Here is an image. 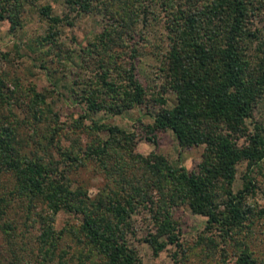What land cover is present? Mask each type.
Wrapping results in <instances>:
<instances>
[{
    "label": "trees",
    "instance_id": "1",
    "mask_svg": "<svg viewBox=\"0 0 264 264\" xmlns=\"http://www.w3.org/2000/svg\"><path fill=\"white\" fill-rule=\"evenodd\" d=\"M64 1L69 10L94 11L103 18L99 31L75 52L80 69L69 87L85 104L72 125L86 140L81 142L80 133L74 139L68 135L70 145L61 146L56 139L58 116L46 102L54 87H32L22 121L30 126L35 147L22 151L19 122L7 118L13 104L6 100L9 109L0 114V173H12L15 183L9 195L0 194V228L7 248L0 264H143L129 236H136L132 216L141 208L149 212L152 228L137 240L147 242L154 253L169 243L177 245L171 256L178 261L185 248L171 211L181 204L206 215L209 233L202 242L209 255L218 251L226 256L232 246L238 264H256L241 232L256 213L249 200L256 188L252 172L264 158V125L253 119L254 107L264 99V0ZM25 3L0 0V19L8 18L11 27L20 25ZM39 11L48 22L41 38L57 48L58 60L69 59L58 40V26L71 23L69 14L52 13L49 3ZM156 18L163 21L167 47L158 51L161 57L157 53L160 81L149 91L136 68L139 43L151 42L146 30ZM82 68L90 73L84 76ZM168 91L174 94L172 100ZM150 101L156 107L145 138L156 144L157 135L149 132L170 129L179 154L203 144L196 168L174 163L156 149L137 152L134 131L89 116V111L117 114ZM84 117L91 121L85 123ZM43 122L46 129L39 134ZM101 130H107L106 138ZM243 159L242 186L234 190L237 163ZM89 160L105 177L94 197L70 177ZM11 197L23 209L20 224L7 216ZM61 210L75 219L57 227L55 215ZM28 225L36 226V233L25 258L19 245Z\"/></svg>",
    "mask_w": 264,
    "mask_h": 264
},
{
    "label": "rangeland",
    "instance_id": "2",
    "mask_svg": "<svg viewBox=\"0 0 264 264\" xmlns=\"http://www.w3.org/2000/svg\"><path fill=\"white\" fill-rule=\"evenodd\" d=\"M44 3L51 5L52 13L62 17L68 13L71 18V23L65 24L63 21L58 26L60 33L58 40L69 52V59L58 60L57 48L52 47L51 43L41 38L48 31L47 19L39 11V6ZM102 22V15L98 12L76 13L66 7L64 0H26L25 8L21 12V24L15 27H11L8 18L0 19V114L7 112L6 109L9 108L6 100L10 99L13 104L11 108L13 114L6 117L8 119L16 118L19 122L17 128L21 132L20 136L23 137L19 148L22 151L30 152L35 147V140L29 136V133L32 134L31 128L22 121L27 105L31 102L32 87L38 90L54 87V90L46 98V102L50 103L58 116L61 128L56 139L59 140L61 146L68 147L71 138H77L78 133H80L81 142L86 140V137L79 132V128H74L72 125V121L84 112L85 104L81 102L80 94L71 93L69 87L72 85L76 71L80 69L79 58L75 52L99 31ZM146 31H148L147 37L151 42L140 41L136 72L141 82L151 91L160 81L158 79L157 53L160 54L159 50L165 51L167 37L163 21L157 18L151 21ZM88 73H90L88 69L82 68L81 74L86 76ZM166 96L171 100L174 98V94L170 91L166 93ZM155 107L154 102L150 101L148 105L141 103L117 114L104 110L89 111V116L91 119L116 123L128 131H134L136 134L134 150L137 152L146 154L152 149H156L162 151L174 163L180 162L189 169L196 168L202 157L203 144L183 148L179 154L177 139L170 129L149 132V135H157L156 144L145 138L148 130L147 124L152 122V112ZM43 114L53 118L52 113L46 111ZM91 119L84 117V122L89 123ZM253 119L264 125V99L254 107ZM248 122L251 129L252 124L250 120ZM45 124L47 122L41 123L42 129L39 130V134L45 131ZM100 135L106 138L107 130H101ZM51 149L56 148L52 146ZM53 154L57 155L54 151ZM245 171L246 160L243 159L237 163L236 174L232 182L234 190L242 186ZM252 173L256 188L254 195L249 196V200L253 201L252 207L256 208V213L251 216L249 225L241 232V238L249 244L253 256L256 257V264H264V158L260 161V166H257ZM70 177L73 185L85 189L90 197H94L105 183L103 173L97 169L96 162L92 160L72 170ZM14 183L15 177L12 173H0V194L9 195V190ZM8 209L7 216L19 224L22 223L24 214L19 201L11 197ZM261 211L262 214L258 215ZM149 216V212L142 208L133 213L132 222L136 227V236L129 235L139 251L143 264H238L236 262L237 252L232 246H228L226 256L221 255L218 251L214 255L208 254L209 249L207 250L205 243L202 242L204 233H209L205 228L206 215L193 212L187 204L174 206L171 211V218L180 227L179 240L185 248L182 253H178V261H175L171 256L174 250H179L177 245L169 243L158 253H154L147 242L136 238L152 228ZM73 219H75V215L61 210L55 215L54 223L57 227H61L67 220L73 221ZM27 227L30 230H25L26 236L20 238L24 239V242L19 245L20 256H25V258L28 256L29 247L34 244L33 235L36 233V226L30 228L28 225ZM220 238L217 235V239L220 240ZM5 246V237L0 228V256L7 252Z\"/></svg>",
    "mask_w": 264,
    "mask_h": 264
}]
</instances>
